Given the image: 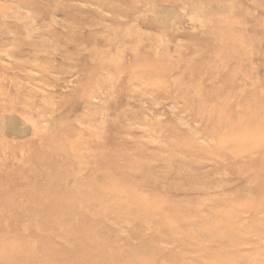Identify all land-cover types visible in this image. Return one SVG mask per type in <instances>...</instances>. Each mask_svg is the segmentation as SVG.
Returning <instances> with one entry per match:
<instances>
[{
  "label": "rangeland",
  "instance_id": "374dc122",
  "mask_svg": "<svg viewBox=\"0 0 264 264\" xmlns=\"http://www.w3.org/2000/svg\"><path fill=\"white\" fill-rule=\"evenodd\" d=\"M151 1L108 30L88 26L112 17L95 2L0 0V264H264V0H212L249 43L241 63L213 64L241 66L258 95L221 124L166 74L201 83L178 59L202 68L221 32ZM138 58L161 60L156 74Z\"/></svg>",
  "mask_w": 264,
  "mask_h": 264
},
{
  "label": "bare ground",
  "instance_id": "6f19581e",
  "mask_svg": "<svg viewBox=\"0 0 264 264\" xmlns=\"http://www.w3.org/2000/svg\"><path fill=\"white\" fill-rule=\"evenodd\" d=\"M90 2H95L99 5L103 10L110 11L112 13V17L109 19L105 18L101 14H97L95 12V16H98L97 20L96 18L94 21L90 22L88 26H99L100 24L107 27V29L111 28H122L130 23L134 24L138 18L139 15L143 12L145 9H149L153 6L151 0H87ZM158 3L160 1L161 6L164 7V4H168V7H172L175 10H181V9H192V14L189 17L190 22L194 23L197 26H200L202 28H205L207 26H211L218 29L221 32V36L213 40L215 49L211 50L205 57L204 62H201L202 68L199 67V69H196L193 67L191 61L189 59L179 58L178 62H184L188 71V75L191 77L193 75L199 76L201 83L198 85L192 86V85H185L184 80L174 77L172 78L171 72H174L175 67L170 65L167 68V77L172 82V88L173 90L177 91L178 93H182V95L186 98V101L190 104L196 106L199 111L203 112V114L207 116H215L216 119L221 124L222 119L227 118L231 116L234 112V106L239 105L244 102H250L257 99L256 89L255 85L256 82L252 79V75L249 78L247 75L248 73H244L241 69V66L238 68H234V70H229L228 75H224L219 72V68L224 66H229L230 62L233 60L238 61V63L244 59L243 58V52H245L249 48V43L246 39L241 37H234L231 36V29L233 25V20L229 19H213L212 14L209 13V9L212 4V0H153ZM219 2V7L222 9V11L225 10H234L239 9L237 8V5L234 3L225 2L224 0L217 1ZM155 3V4H156ZM221 11V10H220ZM76 17L72 18V22L74 24H78L80 26V23ZM158 21V20H157ZM160 21L164 22L163 18H160ZM152 23L156 24V20L152 19ZM131 24V25H132ZM136 24V23H135ZM101 27V26H100ZM138 35V36H137ZM135 35L133 42H135L134 46L131 50L133 52H138V48L143 45V39L139 37V34ZM123 39L126 37V35L122 36ZM252 44V42H251ZM253 46V45H252ZM251 50V49H250ZM249 50V51H250ZM215 56L219 57V68L213 64L215 60ZM189 57V56H188ZM167 58V57H166ZM192 58V57H191ZM167 60V59H166ZM154 64L148 63L145 59H136L135 65L138 67L137 72L141 77H150L149 74H156L155 67L158 64L160 67L161 60L158 62L153 60ZM195 61V60H194ZM216 64V63H215ZM196 66V65H195ZM233 71V73H231ZM149 73V74H148ZM175 73V72H174ZM230 75L234 76H246L249 79L248 83H243L240 87L242 89L240 91V94L236 92L235 90H232L231 88H225L224 86V79L228 78ZM247 84V85H246ZM248 86V89H247ZM223 92L224 97L218 98L217 95L219 93ZM264 101V100H263ZM256 108L252 107V109ZM247 114L239 113L238 119L242 120L244 116ZM217 121V123H218ZM229 127H234V125H231ZM104 144V143H103ZM238 150L243 151L242 148H240V139H237L234 143ZM252 148V147H251ZM250 148V149H251ZM254 149V148H253ZM249 150V147L247 148V151ZM123 152L124 156H127V152L123 149H121V153ZM120 153V154H121ZM112 157L111 155L106 156V159H109ZM131 159V157L129 158ZM99 170V166H94ZM106 170V169H105ZM105 170H102V173L105 172ZM180 176V175H179ZM189 177V176H188ZM189 179V178H188ZM167 181V180H166ZM164 182V181H163Z\"/></svg>",
  "mask_w": 264,
  "mask_h": 264
}]
</instances>
